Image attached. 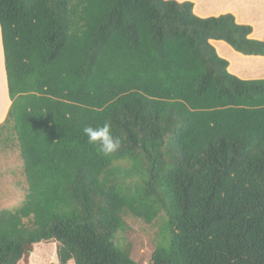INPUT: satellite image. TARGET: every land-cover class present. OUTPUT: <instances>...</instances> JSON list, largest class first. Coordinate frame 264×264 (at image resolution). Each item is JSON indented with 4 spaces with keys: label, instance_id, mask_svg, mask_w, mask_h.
Masks as SVG:
<instances>
[{
    "label": "trees",
    "instance_id": "16d2710c",
    "mask_svg": "<svg viewBox=\"0 0 264 264\" xmlns=\"http://www.w3.org/2000/svg\"><path fill=\"white\" fill-rule=\"evenodd\" d=\"M193 8L0 0V141L27 183L0 209V264H139L118 241L128 216L164 218L150 264H264V79L230 73L211 43L264 56V41ZM105 121L121 138L110 155L83 132Z\"/></svg>",
    "mask_w": 264,
    "mask_h": 264
},
{
    "label": "rangeland",
    "instance_id": "374dc122",
    "mask_svg": "<svg viewBox=\"0 0 264 264\" xmlns=\"http://www.w3.org/2000/svg\"><path fill=\"white\" fill-rule=\"evenodd\" d=\"M202 1L204 3L209 2V0ZM240 2L241 0L237 3L239 10L242 11L245 17H251L253 15L251 11L243 10L242 6L239 5ZM261 30L262 29L259 27L256 29L257 32H261ZM233 70L234 68L231 67V71ZM0 80H2L1 77ZM6 102L7 101L2 99L0 94V108L3 109ZM0 142V209H13L19 206L24 200L27 191V183L16 145L12 142L5 147L4 140ZM125 220L126 229L118 233V241L122 245L129 247L132 258L139 264H150L152 254L160 239L164 218L160 217L152 224H146L132 216L126 217ZM33 262L35 264H45L36 256L30 258L29 261L24 258L20 260L19 264H33ZM49 262L50 261L46 264ZM69 264L74 263L71 261Z\"/></svg>",
    "mask_w": 264,
    "mask_h": 264
},
{
    "label": "crops",
    "instance_id": "0c3cea01",
    "mask_svg": "<svg viewBox=\"0 0 264 264\" xmlns=\"http://www.w3.org/2000/svg\"><path fill=\"white\" fill-rule=\"evenodd\" d=\"M175 1L192 2L194 4V14L200 18L218 17L230 13L235 16L237 23L249 24L253 28V32L250 35L251 38L264 41V0H241L239 5L242 6L243 10L251 11L253 14H251V17H245L242 11L239 10L237 4L239 0H209L207 3H204L202 0ZM257 27L262 29L261 32L256 31ZM211 43L216 48L218 55L228 60V70L230 73L243 80L264 79V56H245L236 52L223 41H212ZM4 62V49L0 28V77L2 78V80H0V94L2 99L7 101L5 107L3 109L0 108V124L5 120L11 104L10 100H8ZM231 67L234 68L233 71H231Z\"/></svg>",
    "mask_w": 264,
    "mask_h": 264
},
{
    "label": "clouds",
    "instance_id": "9594fccd",
    "mask_svg": "<svg viewBox=\"0 0 264 264\" xmlns=\"http://www.w3.org/2000/svg\"><path fill=\"white\" fill-rule=\"evenodd\" d=\"M83 132L87 136V142L95 146L98 152L103 155L115 153L121 147V138L114 135L109 121L95 126H86Z\"/></svg>",
    "mask_w": 264,
    "mask_h": 264
}]
</instances>
